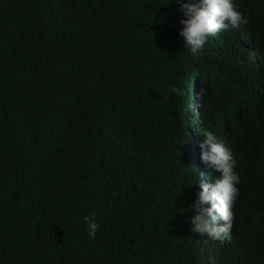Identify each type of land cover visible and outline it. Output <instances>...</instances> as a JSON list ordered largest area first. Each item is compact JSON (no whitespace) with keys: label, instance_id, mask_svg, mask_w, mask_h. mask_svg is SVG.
Listing matches in <instances>:
<instances>
[{"label":"trees","instance_id":"obj_1","mask_svg":"<svg viewBox=\"0 0 264 264\" xmlns=\"http://www.w3.org/2000/svg\"><path fill=\"white\" fill-rule=\"evenodd\" d=\"M241 2L264 52V0ZM181 19L176 0H0V264H201L174 228L184 179L160 149L197 68L234 127L243 186L218 262L264 264V73L191 55Z\"/></svg>","mask_w":264,"mask_h":264},{"label":"clouds","instance_id":"obj_2","mask_svg":"<svg viewBox=\"0 0 264 264\" xmlns=\"http://www.w3.org/2000/svg\"><path fill=\"white\" fill-rule=\"evenodd\" d=\"M184 19L179 35L189 53L198 56L205 46L210 64L215 60L245 59L253 69L264 73V52L252 34L251 11L241 0H176ZM197 68L193 78L192 97L176 115L175 129L168 124L163 136L161 152L166 154L173 172L181 173L180 195L183 215L174 214V228L178 233L189 232L195 237L201 264H219L234 248L236 203L242 192L239 160L235 146V131L229 116L220 113L211 75H201ZM206 91L200 96L201 90ZM170 91L177 95L182 90L175 85ZM212 115V117H211ZM217 123L213 125V122ZM215 123V122H214ZM154 126V125H152ZM156 127V126H154ZM166 133L175 142L169 141ZM170 184V180H165ZM89 239H95L100 225L95 213L83 217ZM176 226V227H175ZM219 255V258H218ZM218 258V259H217Z\"/></svg>","mask_w":264,"mask_h":264}]
</instances>
